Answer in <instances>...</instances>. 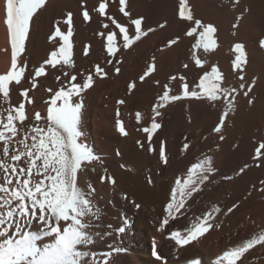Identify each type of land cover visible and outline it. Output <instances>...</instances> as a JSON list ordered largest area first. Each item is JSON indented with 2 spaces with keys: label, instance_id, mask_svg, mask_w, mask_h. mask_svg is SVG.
Listing matches in <instances>:
<instances>
[{
  "label": "bare ground",
  "instance_id": "1",
  "mask_svg": "<svg viewBox=\"0 0 264 264\" xmlns=\"http://www.w3.org/2000/svg\"><path fill=\"white\" fill-rule=\"evenodd\" d=\"M99 2L46 0L45 8L34 16L30 24L25 52L29 72H26L20 86H14L11 103L25 102L29 117H34L36 112H40L41 116L47 115L45 101L67 77L51 70L46 77L38 78L37 88L31 89L29 74L62 43L59 37L54 38L55 42H50L49 37L54 33L57 21H61V31H67V25L62 22L71 12L73 35L70 41L75 67L70 72L77 76L75 82L82 83L81 74L94 72L96 64L108 73L103 78L94 77L92 86L82 93L84 117L81 128L87 142L102 161L95 163V171L90 169L81 182L85 190L91 183L95 189L92 199L100 209L99 219H92L89 229L93 244L80 248L90 254L82 264H92L93 259L96 264H188L197 257L203 264H208L226 248L264 230V183H261L264 181V159H253L255 148L264 142V47L260 45V41L264 40V0H187L193 21L179 17V0H126L125 11L130 13L129 17L119 12V0H108L107 14L126 26L130 36L135 35L131 19L143 17L142 31L154 29L128 49L123 48L119 29L111 24L107 16L101 17L94 11ZM3 3L4 0H0V74L10 68L11 62ZM84 10L89 11V21L83 20ZM195 20L215 28L212 37L215 45L207 52L202 38L197 45L198 33L202 29L195 25ZM105 23L109 25L108 29L103 28ZM193 27L197 28L196 33L188 36L186 33ZM109 31L116 33L115 43L119 51L115 58L108 56L106 50ZM100 32L105 35H98ZM177 37V43L169 46L168 42ZM237 43L244 46L245 52L242 65L244 90L255 81L247 97L243 95L244 90L239 89L242 82L238 75L240 69L234 67L238 54L234 46ZM85 46L89 49L87 56L83 51ZM197 58L205 62L202 67L196 65ZM108 59H113V64H108ZM116 59L121 63L116 64ZM152 63L155 70L141 82L139 77ZM213 66L222 74L221 87L237 89L233 93L234 100L228 97L233 110L222 126L224 140L212 131L227 106L224 99L210 102L186 98L160 109L161 116L156 121L161 128L153 134L151 143L155 150L149 152L147 133L142 129L151 126L152 107L163 94V85L169 84L172 89L170 95H179L183 91L179 80L181 75L186 77L191 89ZM115 67L120 68L119 73L115 72ZM56 75H61L60 82L56 81ZM171 76L177 79L170 81ZM130 83L135 84L131 92L128 89ZM24 88L30 89L32 104L20 95ZM48 88H52L53 92H48ZM119 100L125 103L117 104ZM249 100H252L251 104ZM117 109L127 135H121L116 128ZM137 113L141 115L139 122L136 120ZM162 143L167 163L159 155ZM205 156L213 157L217 171L201 186L203 191L194 193L187 201L189 211L185 217H180L181 222L170 219L169 225L160 231L159 223L166 215L164 208L169 202L175 179L177 176L183 178L191 164ZM246 164L248 167L241 173L240 169ZM101 175L115 179V185L107 179L101 183ZM212 180L216 182L212 183ZM233 204L237 205L233 212L224 215ZM213 205L222 209L213 222L220 223V228L214 226L197 241L184 246L176 245L169 238L172 230L179 229L184 234L183 230L191 226L188 216L202 215ZM120 227H124L125 231L119 232ZM154 244L163 260H156L152 255ZM117 248L121 251L116 252ZM246 256L245 264H264V248L259 245Z\"/></svg>",
  "mask_w": 264,
  "mask_h": 264
},
{
  "label": "snow or ice",
  "instance_id": "2",
  "mask_svg": "<svg viewBox=\"0 0 264 264\" xmlns=\"http://www.w3.org/2000/svg\"><path fill=\"white\" fill-rule=\"evenodd\" d=\"M46 6V0H4L3 13L4 24L11 48L10 68L0 74V264H82L85 257L90 254L88 251L80 250L81 246L93 244V235L89 229L92 227L91 220L99 219L100 209L95 205L92 196L95 189L91 183L87 184V190L81 187V182L89 173L95 171L94 164L102 163L93 147L87 142L86 134L82 131V120L84 117V102L82 93L89 89L94 81V77H106L108 73L100 64H96L95 71L83 76L82 83H76L77 76L72 75L70 70L75 67L72 61V43L70 37L73 35V14L67 13V18L63 24L67 25V31H61L56 22V28L50 42H55L54 38L59 37L62 43L56 50L50 52L49 57L39 66H34L29 74L31 89L38 86V78L46 77L51 70L61 72L64 77L62 85L56 90L49 100L45 101L47 115L41 116L36 112L34 117H29L25 108V102L17 105L11 103V93L14 86H20L29 72L28 58L25 55L26 41L29 39L30 24L34 16ZM108 0H100L98 7L94 11L101 17L107 16L111 24L119 29L124 41L123 48L128 49L141 36H146L154 31L148 28L142 31L143 17L130 20V24L135 26V35L130 36L128 28L120 23L113 16L107 14ZM126 0H119V12L129 17L130 13L125 11ZM83 20L91 19L88 10H84ZM178 15L186 21H193V16L188 9L187 0H179ZM239 20V17H237ZM195 25L202 29L198 33L197 45L203 39L205 52L215 45L212 38L215 28L212 25H204L200 20L194 21ZM164 27L163 24L160 25ZM235 28L236 25L234 24ZM104 29H108L107 23L103 24ZM197 28H191L186 34L191 36L196 33ZM104 36V32L98 33ZM116 33L109 31L106 36V50L110 57L115 58L119 51L115 43ZM179 37L172 39L168 45H175ZM197 45H194L196 47ZM264 47V40L260 41ZM238 53L235 57L234 67L240 69L239 89L246 88L242 65L245 62L244 46L240 43L235 44ZM7 51V49L5 50ZM84 55L89 54L87 46L84 48ZM155 58H153L154 60ZM108 64H113V59L107 60ZM116 64L121 63L116 59ZM198 67L205 63L200 59H195ZM188 67L187 64L184 65ZM155 70L152 63L147 70L139 77L143 82L145 77ZM115 72L119 73L120 68L115 67ZM57 82L61 81V75H56ZM176 76L169 77L170 81L176 80ZM222 74L213 66L211 71H205L200 77L199 83L191 89L186 77L180 76L182 82L180 87L183 89L179 95H170L172 89L169 84H164L163 94L157 98V103L152 107V122L150 127H144L142 131L147 133L149 152L154 151L152 147L153 134L161 128V124L156 118L161 116L160 109L167 104L182 99L208 100L216 102L224 99L226 107L219 123L212 129L213 132L220 134L219 139L224 140L222 126L225 125V118L233 110L232 97L237 91L236 88L221 87L220 81ZM159 84V81H156ZM252 84L247 85V90L243 91L244 96H248L252 91ZM135 87L134 83L128 85L131 90ZM199 89V90H198ZM30 89L24 88L20 95L28 104L33 101L29 97ZM53 92L52 88L47 89ZM76 97L78 99H73ZM124 100L117 101V104H124ZM252 100H249V104ZM116 128L121 135H127L123 122L119 119L120 111L117 109ZM136 120H141L140 113L136 114ZM139 144L140 141H137ZM143 147V145H141ZM187 149L188 145L185 144ZM119 155V152H117ZM161 160L167 163L163 143L159 149ZM254 160L264 159V142L259 143L255 148ZM121 167H124L121 165ZM248 165H244L240 172H244ZM217 171L213 165V157L205 156L191 164L187 169L186 175L181 178L177 176L175 186L171 189L169 202L164 208L166 215L159 223V230L163 231L169 225L170 219L180 221V217H185L189 211L186 207L187 201L193 197L194 193L203 191L202 185L210 180V177ZM107 170L105 169V173ZM100 182L107 179L115 185L116 181L112 177L101 175ZM230 180L232 177H223ZM151 182V181H149ZM215 183V180L211 181ZM261 183H264L262 181ZM127 199V197H124ZM139 208V205H135ZM237 205L223 213H232ZM183 209V211H181ZM222 213L221 207L213 205L210 211H205L202 215L194 217L188 216L191 226L183 230H172L169 238L178 246H184L197 241L199 237L212 229L220 228V223L213 222ZM119 232H124L125 228L120 227ZM259 245L264 248V230L253 234L250 238L244 239L223 250L214 260H209L208 264H245L246 254ZM120 252L121 249H115ZM152 255L156 260H163L157 251L155 244ZM92 264H96L93 259ZM188 264H203L197 257L188 261Z\"/></svg>",
  "mask_w": 264,
  "mask_h": 264
}]
</instances>
